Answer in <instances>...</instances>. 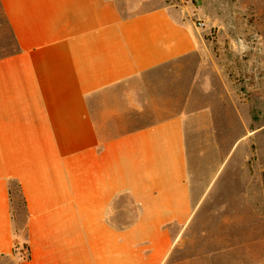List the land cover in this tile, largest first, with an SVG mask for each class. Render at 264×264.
<instances>
[{
    "label": "crops",
    "instance_id": "obj_1",
    "mask_svg": "<svg viewBox=\"0 0 264 264\" xmlns=\"http://www.w3.org/2000/svg\"><path fill=\"white\" fill-rule=\"evenodd\" d=\"M0 3L16 41L0 58V261L164 264L197 206L190 86L175 92L169 73L201 31L165 4ZM141 111L154 121L136 124ZM13 182L26 235L15 231Z\"/></svg>",
    "mask_w": 264,
    "mask_h": 264
},
{
    "label": "rangeland",
    "instance_id": "obj_2",
    "mask_svg": "<svg viewBox=\"0 0 264 264\" xmlns=\"http://www.w3.org/2000/svg\"><path fill=\"white\" fill-rule=\"evenodd\" d=\"M120 3L127 13L162 4L185 10L203 37L196 53L175 62L180 68L169 73L175 92L190 86L188 134L197 206L164 264H264V0ZM14 43L0 14V52L14 50ZM149 78L138 80L153 89ZM134 117L140 125L155 119L151 111ZM15 200L21 201L18 188ZM25 221L20 206L22 235Z\"/></svg>",
    "mask_w": 264,
    "mask_h": 264
},
{
    "label": "trees",
    "instance_id": "obj_3",
    "mask_svg": "<svg viewBox=\"0 0 264 264\" xmlns=\"http://www.w3.org/2000/svg\"><path fill=\"white\" fill-rule=\"evenodd\" d=\"M0 14L3 16L5 22L9 26L8 20H7L6 16H5V13H4L3 9H2L1 3H0ZM9 28H10V26H9ZM14 42H15L14 44H16L15 39H14ZM15 50H16V45H15V49L12 50V51L10 50V51H2V52H0V58L6 57V56L12 54ZM16 187L18 188V191L20 192V197H21V201L18 202V203L15 200V193L17 192V188ZM10 198H11V207H12V212H13V219L15 221V231L18 233L17 222H18V210H19L20 206H22V208L25 210L26 219H27L26 200H25L24 194L22 192L21 185L19 183H17V182L11 183V185H10ZM25 228H26V221H25Z\"/></svg>",
    "mask_w": 264,
    "mask_h": 264
},
{
    "label": "built area",
    "instance_id": "obj_4",
    "mask_svg": "<svg viewBox=\"0 0 264 264\" xmlns=\"http://www.w3.org/2000/svg\"><path fill=\"white\" fill-rule=\"evenodd\" d=\"M199 24H201V23H199Z\"/></svg>",
    "mask_w": 264,
    "mask_h": 264
}]
</instances>
